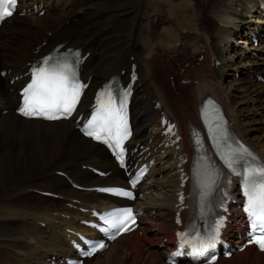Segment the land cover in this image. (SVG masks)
<instances>
[{
  "label": "bare ground",
  "instance_id": "6f19581e",
  "mask_svg": "<svg viewBox=\"0 0 264 264\" xmlns=\"http://www.w3.org/2000/svg\"><path fill=\"white\" fill-rule=\"evenodd\" d=\"M156 1L161 5L163 4L162 0ZM175 1L178 0H174V2ZM193 1L194 6L196 4L195 11H198L200 8L202 10L201 12L205 10V3L201 2L198 4L196 2L199 0ZM238 2H240V0H238ZM138 3V0H136V4L132 0H24L22 5L23 8L30 7L34 10L35 4H38V12L42 5L47 9V12L43 16L34 13L26 17L16 16L12 24H5V26L0 28V70L5 68L8 69V73L5 77L0 74V107L10 109L9 113H0V248L8 249L9 252L12 251V254L18 256L25 264L29 262L26 261L25 258H21L20 252L17 251L25 248L24 243L27 245L25 241V238L28 236L27 234H30L29 236H36L39 233L35 232L34 229L40 228L39 231L42 230L40 226L36 227L33 224H29L25 216L37 215L38 217H36V219L41 217L42 221L48 222L50 218H48L47 215L55 212L75 217L74 221H76V216L81 215V213L74 208L77 203L71 200L62 201L44 198L31 188H40L61 193L68 196L69 199L77 198L84 201L86 204L101 206L103 209L107 207L111 199L99 196L92 191L83 192L75 190L66 179L54 174V171L58 169L67 170L74 177L75 181L86 186H94L98 183L113 184L119 179L113 174L108 179L97 180L87 169H83L84 165H94L107 170L114 169V167L109 162V159H106L107 153L104 147L93 144L91 141L83 138L74 129V125L70 121L52 123L39 120H24L18 117L13 112V108L17 104V98H15V92L11 90L19 84V82L11 84L10 81L14 76L24 72L23 66L30 57L39 55L35 54L34 50L43 42V39L47 41V44L40 49V53L66 41L69 42V46L77 45L84 48L85 51H90L91 56L86 61L85 66L87 69L86 76L91 74L94 76L93 79L95 80L93 85L101 82L103 77L106 78L111 75V73H116L122 63L128 60L130 55L134 52L138 60V70L140 74V79L137 84L138 91L133 102V122L136 125L135 132L138 139L151 135L154 126H151L149 132L148 127L155 121L158 113L153 107L155 100L153 102L152 100L157 98L156 101H160L161 94L152 91L149 83H155L153 79H157L160 72H162V77L159 78L163 82H167L165 75L168 70H170L168 76L173 75L176 80H178L179 76L182 74L175 68H167L165 61L168 60L172 51L168 48L161 49L157 47L158 42L155 43L154 40L159 36L161 37V33L163 35V32H161L163 26L164 28L162 31L164 30V32L167 33L169 31L172 36L176 35L174 34L175 30L168 28L169 26L165 27V25L173 23L172 19H168L169 16L163 18V15L161 17L163 20H161L162 22L160 21L161 23L159 22L160 24L158 25V29L161 33L159 32V34H156L158 30L154 27L156 26L155 17L151 20L147 18L146 25L135 23L141 8ZM158 6L160 7V5ZM219 9L220 13L218 11L215 14L207 11L206 17L203 20L198 18V15L194 16L197 22L196 26L198 25L196 28V36L198 39L190 43L191 45H183L182 48H188V50L190 48H196L197 52H199L198 56L202 55L203 59H205L202 61V64H207L208 68L212 62L215 63L216 61H220L218 66H211L219 70L220 66L228 64L231 69L238 72L242 77L239 76L238 79L229 81V83L232 84L225 90L220 80L228 77V75L222 78L215 76L216 84L219 87L211 83L205 85L201 84L196 87L191 85L194 84L192 82L194 79H199L200 82L201 79L197 77H201V75L204 74L195 73L196 69L190 72L189 77H183L182 75L180 78L190 79L191 82L185 85L175 83L177 86L176 90L180 91L179 89L183 86L186 87V85H188L186 88H196L195 91L198 90L196 92L195 111H191L187 106L181 104H178L180 110H176L167 104L165 96L162 95L165 99V105L163 106L170 111L177 121L179 130L183 135V145L186 149H188L187 131L191 129L192 125L198 124L197 121H195L197 108L204 95L208 92L212 93L214 95L213 97L217 98V100L222 103L226 111L227 109L231 111V105L237 107L236 117L229 114L231 116L229 119L236 127L238 134L245 141L250 140L249 136L251 132L258 131V129H262V135L264 136V123H261L264 122V84L256 78V74L264 76V58L261 56L262 53H264V49L259 47L251 48V52H248L245 48L240 46L241 43H247V34L245 32L240 33L239 30L243 26L251 24L252 18L248 21H244L241 12L237 11L236 8L231 9L235 11L232 12L234 19L231 20L229 4L227 7ZM241 9L252 14L253 17L257 5H251L249 11H247L248 8L244 0H242ZM222 13H228L226 15H228L229 18ZM190 17L184 16V20H189ZM68 20H70V23L66 25L65 23ZM216 22L217 25L213 30H204L205 24ZM178 23L179 22L176 24ZM220 23H222L223 26H227V28L229 25L231 27L228 30H223V26L219 25ZM135 29H139L140 31L145 29L141 34L142 40L137 38L136 32L134 31ZM49 32L52 34L49 35ZM223 34L225 36H223ZM211 35H213L215 42L214 49L210 47L213 43ZM189 39L188 35H185V42H188ZM207 40H210V43H208ZM197 42H202V44L205 42L206 48L204 46V51H202V48L198 49L199 45ZM162 43H165L164 39ZM161 45L163 46L166 44ZM224 47L227 50L230 48L232 55L226 56V53H223ZM163 51L166 60L161 57V52ZM127 53L129 54L128 57ZM143 54L144 58L148 57L145 61H147V64H150V69H148L149 65H147L146 70L140 62ZM181 55L184 57L181 58ZM178 58L184 60L187 58V55L185 53H179ZM155 61L158 63L159 68L155 66L157 65L156 63L154 65ZM168 61L171 63V60ZM186 61L189 60L187 59L184 62ZM245 66L246 68H243ZM146 73H149V77L152 79L147 80L145 77ZM246 74H254V79L250 80L246 77ZM231 75L234 77L235 74L232 73L229 76ZM156 82H158V80H156ZM171 87L169 86L171 92H168V94L171 95L172 93L176 95ZM186 88L184 91H181V93L185 92L187 90ZM238 94L240 96L239 98H247L248 102L244 101L233 104ZM228 97H230L229 100ZM184 98L187 100L188 95L185 94ZM190 100L192 102V98H190ZM249 102L255 103L256 107L259 106L257 109L260 112L257 113L254 111V108L248 107ZM256 103H259V105ZM239 104H243L244 106L242 108L240 106L238 107L237 105ZM87 105L88 103H83L81 111H84ZM257 133L260 132L258 131ZM189 160L190 158L188 161ZM13 185L14 187H12ZM168 186L173 191L175 186L173 177L170 179ZM147 199L148 201L142 204H152V207L146 210L148 212L146 216L147 223L150 224L146 235L140 236L137 232H133L127 236L120 237L111 249L119 251V254H125L127 259L126 262L129 260L133 261L134 254L138 257L141 253L145 252L147 256L146 260H144V264H165L161 257V251L172 243L170 234L167 235V230L173 227L170 205L171 196L165 199H158L157 201L159 203L157 201H150L149 198ZM66 203L72 204V207L66 205ZM14 209H16L21 216L14 214L12 212ZM153 210L154 213H152ZM15 219L26 221L24 222L25 224H23V230L26 231L27 234L14 224ZM53 219L64 220L59 216ZM67 222L71 227L75 225V223L71 224L70 221ZM76 225L78 226L79 224L77 223ZM48 226L49 223L46 227ZM153 226L159 227V231L151 232L150 229ZM77 229L83 231L81 227ZM52 234L59 240V235H57L59 232H53ZM73 236L75 237V235ZM158 236L161 238L167 237V242L164 243L162 248L159 247V243L153 248V238ZM59 241L60 244L68 245L64 236H62ZM13 255L9 258L12 259L14 257ZM97 257L98 255L94 256L92 259H88L85 264H91ZM9 258L8 256L6 257L7 260ZM35 258L38 260L39 255ZM55 259H57V257ZM108 260H110V258H108ZM227 262H232V264L233 262H237L236 264H264V253H257L254 251L253 246H249L243 252L227 260ZM16 263L21 264V262L19 263L17 261ZM218 263L219 261L215 264ZM34 264L39 263L34 262Z\"/></svg>",
  "mask_w": 264,
  "mask_h": 264
},
{
  "label": "snow or ice",
  "instance_id": "6c2138e0",
  "mask_svg": "<svg viewBox=\"0 0 264 264\" xmlns=\"http://www.w3.org/2000/svg\"><path fill=\"white\" fill-rule=\"evenodd\" d=\"M15 5L16 0H0V20L11 16L12 11L10 9H14ZM83 87L84 85L79 83L69 64L53 62L52 58H46L40 66L35 68L31 82L23 90V106L20 111L25 116H44L47 119L70 116L75 110ZM108 95V103L100 102L96 114L89 121L86 134L100 140L102 139L101 132H107L109 138L114 141L111 146L119 149L116 155L123 164L122 143L129 135L126 120L120 115L123 104H121V109L114 108L111 94ZM113 128L116 130L115 136H112ZM213 139H216L215 135ZM217 145H219V140H217ZM244 152H247V150L245 149ZM247 154L251 156V153ZM222 159L228 169L242 177V192L246 201L244 211L248 216L252 229V240L264 250V165H249L240 170L236 165L243 159V156L236 150L231 149L222 153ZM135 183L136 181H133V186H135ZM204 187L206 189L204 194L207 195L209 185L205 184ZM118 194L132 195L130 192H119ZM110 217V219H105L108 228L103 229L104 231L111 228L119 230L128 220L135 222L130 208L111 213ZM222 225L223 221H218L215 226V233L209 235L206 240L199 239L197 244L192 245V252L196 255H204L209 249L214 248ZM124 230L130 229L124 227ZM180 235L183 239L186 234ZM184 243H188V241H184ZM104 247V244L99 245V248ZM181 247H183V243ZM95 250L96 247L93 246L92 250L85 254L91 255Z\"/></svg>",
  "mask_w": 264,
  "mask_h": 264
},
{
  "label": "rangeland",
  "instance_id": "374dc122",
  "mask_svg": "<svg viewBox=\"0 0 264 264\" xmlns=\"http://www.w3.org/2000/svg\"><path fill=\"white\" fill-rule=\"evenodd\" d=\"M132 1H134V3L136 4V0H132ZM139 1V3H138V5L141 7L140 8V10H139V12H138V16L136 17V20H135V23H137V24H143V25H146L147 24V18H149L150 20L152 19V18H156V26H154L155 28H156V30H158V33H156V34H159V29H158V25L162 22L161 20H163V18H165L166 16H169L168 17V19H172V21H173V23H171V24H167V25H165V27L166 26H169L168 28H170V29H172V30H175V32L174 31H172V32H174V34H176V35H171L170 33H169V31H168V33L167 32H164V30L162 31V29L164 28V26L162 27V29H161V32H163V35H162V33H161V37L159 36V37H157V38H155L154 40H155V43H161V44H170L171 43V45H173V43L172 42H175V41H177L176 39H181V38H183L184 39V42H185V35H182L183 33H184V29H191V30H189L190 31V36L191 37H193L194 36V34L192 33L194 30H197L196 28H197V26H196V24H197V22L195 21V18H194V16L196 15H198V18H201V20H203L205 17H206V14H207V11L210 13V12H212V13H217L218 11H219V13H220V7H221V5L220 4H222V0L220 1V0H199V1H197L196 3H198V4H200L201 2H203V3H205V10H203V12H201L202 10H201V8L197 11H195V6H196V4H195V6H194V1L193 0H178V1H175L174 2V0L172 1V0H165V1H163L162 0V5L161 4H159L156 0H138ZM209 1V2H208ZM211 1H213V2H211ZM211 2V3H210ZM219 2V3H218ZM227 2H228V4H229V6L231 7V9H233L232 7H235V8H237L238 10H240V6H238V5H236L237 4V0H227ZM248 2H249V0H248ZM208 3V4H207ZM210 3V4H209ZM158 5H160V7L158 6ZM162 6V7H161ZM156 7V8H155ZM158 8V9H157ZM207 9V10H206ZM228 9V8H227ZM231 9H229L230 10V18H231V20H233L234 18H233V15H232V12H235V11H233V10H231ZM193 10V11H192ZM185 12H186V14H185ZM189 12V13H188ZM196 12V13H195ZM197 13H199V14H197ZM246 14H248L249 15V13L248 12H245ZM185 14V15H184ZM191 14V15H190ZM193 14V15H192ZM223 15H225L226 17H228L229 18V16L228 15H226V14H228V13H222ZM150 15V16H149ZM164 15V17L161 19V17ZM240 15V14H239ZM149 16V17H148ZM184 16H192V17H190V19L189 20H184ZM186 19V18H185ZM230 20V21H231ZM161 21V22H160ZM160 22V23H159ZM177 22H179L178 24H176ZM216 25H217V22L216 23H212V24H205L204 25V30L205 31H209L210 29H214L215 27H216ZM220 25V24H219ZM179 26V27H178ZM172 27V28H171ZM208 27H209V29H208ZM146 29V28H145ZM145 29H143V31L145 30ZM221 29V28H220ZM165 30V31H166ZM135 32H136V35H137V38H140V40H142V32L143 31H140L139 29H135L134 30ZM139 31V32H138ZM186 32L187 31H185V34H186ZM140 35H141V37H140ZM197 37V36H196ZM211 37H212V39H213V43H212V45H210V47L212 48V49H214L215 48V42H214V38H213V35H211ZM134 39V38H133ZM158 39H160V40H158ZM164 39V42L165 43H162V40ZM197 39H198V37H197ZM158 40V41H157ZM196 41V40H195ZM188 42H185V44H183V45H189V44H187ZM182 45V46H183ZM191 45V44H190ZM199 45H201V43H199ZM198 46V45H197ZM204 46H205V48H206V44H205V42H204V44H203V48H204ZM170 47V46H169ZM200 48H202V47H199L198 46V49H200ZM195 52H197V49L195 48H192ZM186 50H188V48H186ZM224 51H226V55H229V54H227L228 53V51L226 50V49H224ZM182 54V53H181ZM217 55H218V53H217ZM157 56H158V53H157ZM184 56L183 55H181V58H183ZM239 57H240V55H239ZM194 59H196V57H193ZM141 61V60H140ZM197 61V60H196ZM202 61V60H201ZM201 61H197V62H199V67H200V63H201ZM155 63L157 64V65H155ZM169 63H170V61H169ZM228 63V62H227ZM149 66H148V69H150V64H148ZM154 65L155 66H158V68H159V65H158V63L155 61L154 62ZM155 66H154V68H155ZM225 66L226 67H228L229 68V66H228V64H226V65H222V66H220V69L219 70H216L215 68H213L211 65L209 66V68H208V66L205 68V64H203V66H202V68H197L196 70H195V73H204V74H206V76H205V78H200L201 79V81L199 82V84L197 85V84H191V85H194V87H196V86H199V85H205V84H215V85H217L216 84V77L215 76H218V77H226L227 75L229 76L230 74H229V72L232 74H235L236 73V71L235 70H233V72H231L229 69H225ZM196 67H198L197 65H196ZM188 68V67H187ZM231 68V67H230ZM243 68H246V66L245 67H243ZM238 70V69H237ZM167 71V70H166ZM165 71V72H166ZM209 71H210V73H209ZM114 73V72H113ZM209 73V74H208ZM112 74V73H111ZM200 75V74H199ZM247 75V74H246ZM231 76H233V75H231ZM235 76V75H234ZM162 77V72H160V74H159V76L157 77V79H153V82H155V83H149L150 85H151V88H152V91H154L155 93H159L160 91H155L154 89H156L157 87H160L163 91H161L162 92V95L163 96H165V99H166V102H167V104L170 106V107H172V108H174V109H176V110H180L179 109V107H178V104H181V105H184V106H187L188 108H189V110H191V111H195V109H196V92L198 91H195L196 90V88H194V89H190V88H186V87H188V85H186V87L185 86H183V87H181V89H179L180 91H178L179 92V94L176 96V95H174V94H172L171 93V95L170 94H168V92H171L170 91V89H169V86L171 87V85H170V83H168V82H163L162 80H160V78ZM208 77V78H207ZM236 77H237V74H236ZM252 77V75H250V78ZM231 78H233V77H227V79L226 78H224L223 80H225V84L227 85V83H228V81L229 80H231ZM246 79H248V78H246ZM156 80H158V82H156ZM196 81H198V79H195ZM249 80V79H248ZM159 85H158V84ZM148 84V85H149ZM230 84H232V83H229V86H230ZM153 85V86H152ZM190 85V86H191ZM228 86V85H227ZM235 86H237V85H235ZM217 87H219L218 85H217ZM224 87H226V86H224ZM172 88V87H171ZM187 89L185 92H183V93H181V91H184V89ZM228 88V87H227ZM226 88V89H227ZM221 91H223L221 88H219ZM173 91V90H172ZM192 91V92H191ZM175 93V92H174ZM176 94V93H175ZM185 94H187L188 95V99L187 100H185V98H184V95ZM160 96V95H159ZM228 96V95H227ZM240 96H239V94H238V97L236 98V100L234 99V102H233V104L235 103V104H238L239 102H248L247 101V98H239ZM160 98H161V96H160ZM190 98H192V102H191V100H190ZM230 99V97H228V100ZM232 100H233V98H232ZM238 101V102H237ZM254 104V105H253ZM257 105H259V103H256ZM249 105V106H248ZM248 105H246V106H248V107H252V108H254L255 110V112H260V111H258V109L257 108H259V106H255V103H252V102H249L248 103ZM238 107L240 106L241 108L244 106L243 104L241 105V104H239V105H237ZM236 107H233L232 108V110H234ZM259 117V116H258ZM260 118V117H259ZM262 124L264 123V122H261ZM264 125V124H263ZM262 129H258V131L261 133L262 131H261ZM258 131H252V132H258ZM252 139H257V140H252ZM251 141V143H255L254 145H255V147L257 148V149H261L262 150V152L264 153V139H261V137H256V135H252L251 136V139H250ZM155 169H156V171L158 172V173H162L163 174V177H164V181L165 180H167V179H169L170 177H171V171H170V169H169V165H168V162L166 161V160H161V161H159L158 163H157V165L154 167ZM42 171H44V170H42ZM157 177L159 176V175H156ZM14 186V185H13ZM12 186V187H13ZM168 188L166 187V189H165V191L167 190ZM165 191L161 194V198L162 197H164V193H165ZM55 207H57V206H55ZM12 212L14 213V214H16V215H18V216H21V214H19L18 213V211H16V209H14V210H12ZM36 216L37 215H35V216H33V219L35 218L36 219ZM38 217V216H37ZM27 219H28V221H31L32 219H29L28 218V215H27ZM16 221V222H15ZM24 222H26V221H24V220H20V219H15L14 220V224L16 225V226H18V228L19 229H21L23 232H25V234H27V232L26 231H24L23 230V224H25ZM38 222V220L35 222V223H37ZM29 224H31L32 225V223H30L29 222ZM38 224V223H37ZM39 225V224H38ZM58 226H60L61 228H62V226H63V223L62 222H60V223H58L57 224ZM19 226H21V227H19ZM30 226V225H29ZM31 227V226H30ZM36 229V230H35ZM34 229V231L35 232H38L39 230H40V228H35ZM27 235H30V234H27ZM26 235V236H27ZM43 236H47V235H49V233H43L42 234ZM41 236V235H40ZM40 236H38V237H34V236H29L28 238H27V242H28V247H27V245L24 243V247H22V248H24V249H20V250H18L17 252H20V256H21V258H25V260L26 261H29L31 264L33 263V262H37L38 260H36L37 258H35V257H37L38 255H36L35 253L37 252V250H38V246H39V243H40V245L43 243L42 241H40L39 242V240L41 239L40 238ZM45 240H48L47 238H44ZM156 242V241H155ZM38 244V245H37ZM26 245V246H25ZM156 245V244H155ZM154 245V246H155ZM42 248H44V254L43 253H41V254H43V255H41L40 257H39V262L40 263H43V259L45 260V259H47L48 260V257L46 256V255H53L54 253H57V252H59L58 250H54V249H51L48 245L47 246H41ZM114 251V250H113ZM64 252H66V251H64ZM47 253V254H46ZM117 254H119V251H117V253L116 254H114V252H112V251H109L106 255H104V256H102V257H99L96 261H94V263L95 264H99L100 263V261H101V263L100 264H109V262H113L112 264H144V260L146 259V254L145 253H143V254H140V256H136L135 254L133 255V257H134V259H133V261H128V262H126L127 261V259H126V255L125 254H123V253H121V254H119V255H117ZM11 255H13L12 254V251H10L9 252V250L8 249H2V248H0V264H17L16 263V261L17 262H21V264H25V263H23L19 258H18V256H16L15 254L13 255L14 257L12 258V259H10L9 257L11 256ZM40 255V254H39ZM44 255L46 256L45 258H44ZM109 255H113L114 257H109L110 258V260H108V258H106L107 256H109ZM143 255H145V256H143ZM8 256V258L10 259V261H9V259L7 260L6 259V257ZM142 259H141V258ZM106 258V259H105ZM140 258V259H139ZM144 258V259H143ZM125 260V261H124ZM5 262V263H4ZM93 263V264H94ZM220 264H226V263H220Z\"/></svg>",
  "mask_w": 264,
  "mask_h": 264
}]
</instances>
